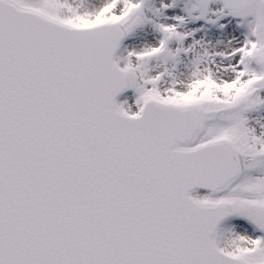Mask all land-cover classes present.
Returning a JSON list of instances; mask_svg holds the SVG:
<instances>
[{
  "label": "snow or ice",
  "instance_id": "snow-or-ice-1",
  "mask_svg": "<svg viewBox=\"0 0 264 264\" xmlns=\"http://www.w3.org/2000/svg\"><path fill=\"white\" fill-rule=\"evenodd\" d=\"M0 264H264V0H0Z\"/></svg>",
  "mask_w": 264,
  "mask_h": 264
}]
</instances>
